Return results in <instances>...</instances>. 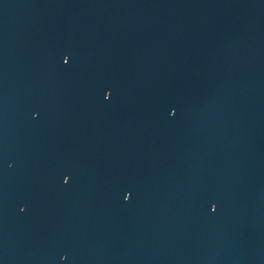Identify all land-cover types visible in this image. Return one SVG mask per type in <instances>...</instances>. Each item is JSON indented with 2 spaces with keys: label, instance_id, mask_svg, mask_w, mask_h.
Segmentation results:
<instances>
[{
  "label": "water",
  "instance_id": "1",
  "mask_svg": "<svg viewBox=\"0 0 264 264\" xmlns=\"http://www.w3.org/2000/svg\"><path fill=\"white\" fill-rule=\"evenodd\" d=\"M0 264H264V0H0Z\"/></svg>",
  "mask_w": 264,
  "mask_h": 264
}]
</instances>
